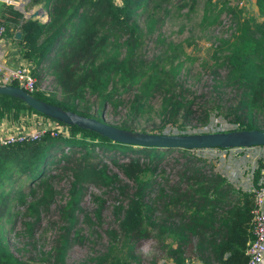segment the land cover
Wrapping results in <instances>:
<instances>
[{
  "label": "trees",
  "instance_id": "obj_1",
  "mask_svg": "<svg viewBox=\"0 0 264 264\" xmlns=\"http://www.w3.org/2000/svg\"><path fill=\"white\" fill-rule=\"evenodd\" d=\"M149 1L28 0L30 5L41 3L47 13L43 21L23 17L11 3L2 2L0 25L4 34L11 37L19 29L15 42L20 57L30 61L33 76H38L36 65L49 60L63 96L45 95L37 89L30 94L101 121L104 104L111 111L123 105V112L110 124L133 133H159L166 124L181 121L194 120L201 125L213 112L233 123V130H264V0H254L257 16L242 20L233 8L226 7L233 31L226 38L219 37L212 47V60H203L193 75L179 72L190 56L180 58L177 43L154 50L150 56L143 54L141 46L145 37L153 35L154 23L169 15V6L153 17L149 8L147 23L142 26L137 15L146 11ZM222 3L224 8V0ZM210 4L211 0L202 1L200 23ZM157 38L158 32L153 36L156 44ZM202 67L208 70L203 78L199 73ZM192 77L195 79L190 82ZM82 100L90 101L93 110L87 102L80 105ZM18 112L42 115L63 129H54V133L46 130L34 140L0 145V264L24 263L13 255L4 235V224L10 216L7 188L19 184L22 178L37 180L27 187L31 195L37 188L42 194L30 200L26 209L51 199L55 190L50 181L58 174L43 175L53 163L58 173L68 175L70 190L58 207L59 215L68 208L64 216L68 223L61 225L63 231L56 233V243L45 252L52 257L51 264H64L69 239L74 238V231L70 236L67 233L74 222L81 188L87 183L112 191L115 200L117 195L124 202L113 207L123 250L114 254L115 229L110 228L106 250L89 258L90 262L125 264L135 258V242L167 236L168 242L163 245L174 264H184L189 255L194 258L191 264H247L252 193L234 189L191 149L113 140L74 122L40 114L21 99L0 93V118H16ZM145 119L149 120L144 123ZM174 150L181 151L183 159L179 163L174 160L178 164L176 177L170 183L161 178L160 163ZM118 152H128L129 156L118 161ZM102 159L109 160L125 179L118 172H109ZM261 166L262 161L254 169V181ZM21 186L16 192L22 190ZM18 195L23 196L21 192Z\"/></svg>",
  "mask_w": 264,
  "mask_h": 264
},
{
  "label": "rangeland",
  "instance_id": "obj_2",
  "mask_svg": "<svg viewBox=\"0 0 264 264\" xmlns=\"http://www.w3.org/2000/svg\"><path fill=\"white\" fill-rule=\"evenodd\" d=\"M202 1L204 0H150L146 11L137 15L142 26L147 23L149 11L151 16L153 14H161L163 8L169 9V15L164 16L160 23H154L153 35L149 38L145 37V42L141 46L143 54L150 56L154 50L162 51L166 47L177 43V48L180 49V58L186 55L189 59L184 61V66L179 72L193 75L195 69H198L203 60L208 62L212 60L210 56L212 47H214L220 38H226L230 32L233 31V21L230 17V12L226 10L229 6L237 12L240 20L247 16H257V6L254 0H224L225 7L222 8V0H211L206 18L200 23L202 12ZM158 2V5H154ZM119 4L120 1H114ZM150 8V9H149ZM149 9V11H147ZM234 11V12H235ZM216 15V20H212V16ZM158 32V43L153 41V36ZM172 43V44H171ZM53 58V56L51 57ZM179 58V59H180ZM49 60L44 59L35 69L38 76L34 75L35 87L42 91L45 95L53 94L57 98H61V90L52 74V68L48 66ZM207 68H201L199 73L201 78L206 76ZM190 82L195 77L189 78ZM126 94V93H125ZM124 94V95H125ZM63 96V95H62ZM90 110H93V104L86 101ZM83 100L79 104L86 103ZM125 107L119 105L114 111H111L109 105L101 107V114L103 121L111 123L115 120L117 115H120ZM25 114V113H24ZM20 112L17 113L16 123L22 126L39 125L41 122H46L47 118L42 115L24 116ZM36 114V113H33ZM146 120L145 119L144 123ZM49 126V125H47ZM50 127V126H49ZM235 125L228 122L221 115L213 112L210 114L208 120L204 124L191 120L187 122H180L175 124H166L159 133L165 134H197V133H211L226 130H233ZM250 147H234L226 148H198L191 149L193 155L204 159L210 163L213 168L219 173L224 174L230 179L237 178V186L245 188L251 180V171L256 165L255 160L259 157L263 158L264 149L253 151ZM68 149L67 147L64 150ZM245 150H251L250 154L245 156L242 160H247L246 163L239 161L238 156ZM98 152V151H97ZM119 160H126L128 152H118ZM181 151H172L162 159L160 163L162 179H167L168 182H174L176 177L174 160L179 163L183 156ZM57 156V155H55ZM259 156V157H258ZM106 163V169L109 172H118L120 178L124 180L117 169L109 160L102 159ZM198 163L201 160L197 161ZM64 163V162H61ZM208 163L206 165L208 166ZM239 167V168H238ZM59 169L53 163L49 170H46L43 177L48 174H58L51 178L50 184L55 190L54 196L45 202H40L37 206L26 209V205L30 200L38 199L42 194L40 188H37L34 195H31V189L27 187L36 184L37 180L27 181L21 179L19 184L8 187L7 203L10 209V216L5 222L4 235L6 237L7 246L15 257L23 260V264H51L52 257L47 256L53 243H56L54 238L57 232H62V224H67L65 214L68 208L62 215H59L58 207L67 199V192L70 190V181L68 175L58 173ZM228 173V175H227ZM51 177V176H50ZM256 181L253 180L251 187H255ZM22 185V186H21ZM22 188L16 192L18 187ZM22 193L20 198L18 193ZM153 196V195H151ZM115 194L112 191H106L102 186L94 185L92 183L83 184L78 198V208L74 210V222L70 225L68 236L73 234L74 238L69 239L67 249L64 254V264H94L90 262L89 258L94 257L106 250L107 242L110 241V236L107 231L112 228L115 229L114 246L117 247L114 251L115 255H119L123 250L120 242L121 235L117 225L118 220L113 214V207L118 204H124L119 201V196L114 199ZM48 197H46L47 199ZM35 201H33L34 204ZM160 203V202H159ZM39 212V213H38ZM38 215L36 216V214ZM39 218L37 219L36 217ZM154 234V231H151ZM162 241V244H161ZM168 242V237H147L135 242L132 247V252L135 258H129L125 264H174L166 254L164 243ZM191 252L187 253L190 254ZM193 255H189L184 264H191ZM194 259V258H193ZM124 264V263H122Z\"/></svg>",
  "mask_w": 264,
  "mask_h": 264
},
{
  "label": "water",
  "instance_id": "obj_3",
  "mask_svg": "<svg viewBox=\"0 0 264 264\" xmlns=\"http://www.w3.org/2000/svg\"><path fill=\"white\" fill-rule=\"evenodd\" d=\"M39 12L40 10L37 9L30 12L23 11L22 13L23 17H36ZM19 34L20 31L18 29L14 31L13 36L18 38ZM0 93L9 94L21 99L25 104L40 114L58 118L66 122H74L106 135L113 140L186 149L231 148L251 145L264 146V130L259 128L197 134L133 133L94 117L78 114L70 110H65L58 105L45 102L14 84H0Z\"/></svg>",
  "mask_w": 264,
  "mask_h": 264
},
{
  "label": "built area",
  "instance_id": "obj_4",
  "mask_svg": "<svg viewBox=\"0 0 264 264\" xmlns=\"http://www.w3.org/2000/svg\"><path fill=\"white\" fill-rule=\"evenodd\" d=\"M20 3L23 0H12ZM120 1L121 0H113ZM4 37V26L0 25V41ZM31 63L27 59H14L5 61L0 57V84H14L26 92L30 93L36 89L35 79L31 71ZM38 115V114H32ZM49 123H51L49 125ZM49 125V126H47ZM0 132V145L15 141H29L39 138L42 133L49 130L54 133V129H63L60 125L47 118L46 122L32 126L17 125L16 127ZM234 148V147H231ZM251 233L252 238L247 241L245 253L247 264H258L264 256V175L257 185L251 190Z\"/></svg>",
  "mask_w": 264,
  "mask_h": 264
},
{
  "label": "crops",
  "instance_id": "obj_5",
  "mask_svg": "<svg viewBox=\"0 0 264 264\" xmlns=\"http://www.w3.org/2000/svg\"><path fill=\"white\" fill-rule=\"evenodd\" d=\"M2 2L11 3L14 6V8L18 9L21 12H23V11L30 12V11L38 9V10H40V12L38 13V15L36 17L42 21L47 18L46 10L41 6V3H34V4L30 5V4H28V0L20 1V3H16L15 1H12V0H0V10L2 8L1 7ZM10 28H11V25L9 26V29ZM17 30L18 29L16 28L14 31H17ZM15 39L16 38L14 36L10 37V36H7L6 34H4L3 39L0 41V57L2 59H4L5 61L14 60V59H21V60L25 59L23 57H20L18 46H17V43L15 42ZM32 114L33 113H30V115H32ZM27 115H28V113L24 114V116H27ZM16 121H17L16 118H9L7 116H2L0 118V132H2L5 127H7L6 130H10V129L16 127L18 125L16 123ZM50 124L51 123H49V125ZM244 147H250L249 149H254L253 150L254 152L259 150V149L260 150L264 149L263 145H251V146H244ZM240 148H243V147H240ZM226 149H230V148H226ZM250 151L251 150L243 151L242 154L238 156L239 161H242V163H246L247 160H242V159H244L245 156L249 155ZM263 155H264V153H263ZM260 161H262V166L260 167L261 169H260L255 181L258 183L259 180L263 177V175H264V156H263V158L259 157V159L254 161V163L256 165L254 166V168L251 171V174H252L251 180H249V183L247 184V186L245 188H242V187L236 185L238 183L237 178L230 179L228 176L225 177L224 174H221L220 172H219V174L222 175L226 179V181L229 182L234 187V189H236L240 192L241 191H251L253 189V187H251V185H252L253 180H254V169L257 167V165ZM227 175H228V173H227ZM258 264H264V256H263L262 261L259 262Z\"/></svg>",
  "mask_w": 264,
  "mask_h": 264
}]
</instances>
